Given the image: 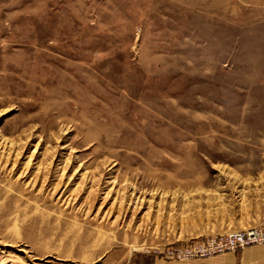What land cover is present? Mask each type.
Segmentation results:
<instances>
[{"label":"rangeland","instance_id":"1","mask_svg":"<svg viewBox=\"0 0 264 264\" xmlns=\"http://www.w3.org/2000/svg\"><path fill=\"white\" fill-rule=\"evenodd\" d=\"M264 0H0V264H259Z\"/></svg>","mask_w":264,"mask_h":264},{"label":"built area","instance_id":"2","mask_svg":"<svg viewBox=\"0 0 264 264\" xmlns=\"http://www.w3.org/2000/svg\"><path fill=\"white\" fill-rule=\"evenodd\" d=\"M252 240H255V242H258L260 240L264 241V235L256 234L255 232L251 231L246 234H233L231 237L232 248L237 249V246L242 248L244 245L247 244V242H251Z\"/></svg>","mask_w":264,"mask_h":264},{"label":"crops","instance_id":"3","mask_svg":"<svg viewBox=\"0 0 264 264\" xmlns=\"http://www.w3.org/2000/svg\"><path fill=\"white\" fill-rule=\"evenodd\" d=\"M259 264H264V262H262V263L260 262Z\"/></svg>","mask_w":264,"mask_h":264}]
</instances>
